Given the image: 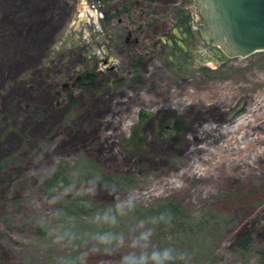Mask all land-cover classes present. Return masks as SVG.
Returning a JSON list of instances; mask_svg holds the SVG:
<instances>
[{"label": "rangeland", "instance_id": "rangeland-1", "mask_svg": "<svg viewBox=\"0 0 264 264\" xmlns=\"http://www.w3.org/2000/svg\"><path fill=\"white\" fill-rule=\"evenodd\" d=\"M133 1L166 31L179 10L198 16L197 0ZM87 2L68 1L70 21L57 27L32 26L11 10L23 4L0 0V264H257L264 51L183 74L154 54L143 78L133 74L114 91L63 90L55 73L63 60L78 66L82 53L114 44L115 27L100 32ZM65 46L74 51L55 53ZM59 168L66 180L48 199L43 182ZM82 195L101 207L63 210ZM169 200L186 216L177 233L148 215ZM247 230L244 251L235 243Z\"/></svg>", "mask_w": 264, "mask_h": 264}, {"label": "flooded vegetation", "instance_id": "flooded-vegetation-1", "mask_svg": "<svg viewBox=\"0 0 264 264\" xmlns=\"http://www.w3.org/2000/svg\"><path fill=\"white\" fill-rule=\"evenodd\" d=\"M4 1L23 4L12 6L11 10L14 14L19 11L29 14L32 18V26L59 27L66 26L70 21L72 9L68 8L67 2L74 0ZM86 6L89 9L94 8L97 12V22L93 20L92 22L96 26L98 23L101 27L100 32L104 33L105 26L115 27L113 29L114 44L109 51L104 44H100L99 50L97 49L91 54L82 53L78 66H75V63L68 58L63 60L61 66L55 70L56 74L62 75L61 80H66L62 83L63 90L77 88L84 92L93 90L96 93H101L106 87H112L114 91L133 74L138 79L143 78L149 58L154 54L165 56L172 63L173 68L181 74L191 71L201 63L219 61L214 57L213 49L216 47L200 38L196 23L201 22L202 19L197 10V18L195 13H189L188 8L184 10V15L182 17L177 15L175 24L168 26L166 31L165 26L161 25L159 20L149 25L153 19L149 16L148 7L144 2L96 0L91 3L88 0ZM89 9L86 14L92 16V10L90 12ZM174 28L177 29L179 37L175 34ZM179 42L183 46H180ZM199 46L205 48L203 55L198 51ZM69 50L73 52L74 48L65 46L63 52L56 51L55 53L60 55L68 53ZM118 57L119 59H117ZM207 58L210 61H207ZM192 61L194 64L191 63ZM125 67H128L127 71H124ZM70 72L72 81L69 82L71 80L68 78Z\"/></svg>", "mask_w": 264, "mask_h": 264}, {"label": "water", "instance_id": "water-1", "mask_svg": "<svg viewBox=\"0 0 264 264\" xmlns=\"http://www.w3.org/2000/svg\"><path fill=\"white\" fill-rule=\"evenodd\" d=\"M197 11L200 38L216 47L217 60L264 51V0H197Z\"/></svg>", "mask_w": 264, "mask_h": 264}, {"label": "trees", "instance_id": "trees-1", "mask_svg": "<svg viewBox=\"0 0 264 264\" xmlns=\"http://www.w3.org/2000/svg\"><path fill=\"white\" fill-rule=\"evenodd\" d=\"M179 16H183L184 13L182 10H179L178 12ZM178 73L179 71L176 70ZM202 71H207V68H202ZM12 162L15 160L10 158L8 159ZM2 167V164L0 165V169ZM66 180L65 171L61 168L57 170L56 173L51 175L49 178H46L43 182V189L42 194L50 199L51 198V190L54 186L58 185L59 183H62ZM107 181L112 180L111 177L106 178ZM245 195L240 196V194L236 195V199L238 200L239 206H244L246 208V200ZM100 208L101 205L99 203H93L92 200L88 199L84 195L80 197H76L73 201H71L66 208L63 210H78L82 213H87L91 211L92 208ZM148 215H150V218H156L158 222L164 223V221H167L169 225H171V228L168 230L169 233H177L181 231V227H183L184 220L186 219V216L183 214V211L179 204H177L174 200H169L163 203H160L148 210ZM159 228H163L160 225H158ZM158 237L163 238V236H167V231L161 230V232L157 233ZM253 239V232L252 230H247L244 232L240 237L237 239L235 245L236 247L247 251L250 249V246L252 244ZM257 264H264V250L259 251V262Z\"/></svg>", "mask_w": 264, "mask_h": 264}]
</instances>
